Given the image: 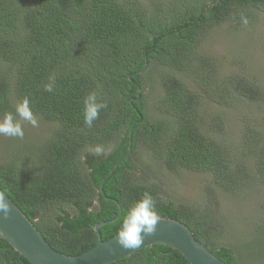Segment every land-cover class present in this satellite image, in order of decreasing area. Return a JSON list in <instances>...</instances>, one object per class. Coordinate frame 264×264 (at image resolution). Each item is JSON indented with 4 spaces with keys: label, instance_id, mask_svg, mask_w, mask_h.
I'll list each match as a JSON object with an SVG mask.
<instances>
[{
    "label": "trees",
    "instance_id": "16d2710c",
    "mask_svg": "<svg viewBox=\"0 0 264 264\" xmlns=\"http://www.w3.org/2000/svg\"><path fill=\"white\" fill-rule=\"evenodd\" d=\"M260 11L264 0H0V119L8 112L16 119L15 105L27 97L36 118L53 126L41 144L22 141L0 163V189L50 247L79 255L96 244L100 222H109L99 228L102 241L117 235L128 207L149 192L161 218L183 224L225 264H264V237L227 244L214 199V189L231 194L258 185L264 191V127L242 131L247 155L242 148V162L235 163L232 144L212 140L195 119L200 99L225 107L231 98L236 106L264 103L254 78L219 79L215 61L199 54L213 27L248 28ZM154 66L160 67L161 115L150 120L144 77ZM49 77L56 80L52 92L44 88ZM92 91L107 107L88 127L83 99ZM140 145L168 172L209 174L206 205L173 204L160 187L132 180ZM104 146L107 152L89 154ZM115 202L120 216L110 222L118 215ZM256 227L264 230V222ZM0 264L29 263L0 239ZM113 264L188 262L155 244Z\"/></svg>",
    "mask_w": 264,
    "mask_h": 264
},
{
    "label": "rangeland",
    "instance_id": "374dc122",
    "mask_svg": "<svg viewBox=\"0 0 264 264\" xmlns=\"http://www.w3.org/2000/svg\"><path fill=\"white\" fill-rule=\"evenodd\" d=\"M164 1L167 2V0ZM142 4L150 13L152 9L149 3L143 2ZM253 21L250 27L239 30L233 29L230 23H222L213 27L211 31L204 34L199 54H206L215 61L219 67L216 73L219 75V79L254 78L264 92V11L254 14ZM159 72L160 67L154 66L151 71L146 72L148 74L144 77V94L150 110V120L157 119L161 115L159 106L156 104L158 98L162 96ZM228 101L230 106L225 107L228 103L216 104L209 102V99H205L203 102L200 99L201 104L195 112V119L205 125L203 127L212 140H228L227 143L232 144L231 153L237 159L235 163H238L242 162L241 158H243L242 131L246 127H255L260 131L264 127V103L249 107L245 104L236 106L233 98ZM13 102L15 101L13 100ZM16 120L23 127L24 137L21 139L0 135V163L6 162L9 155L13 156L22 141L29 145L32 144L31 147L36 142L41 144L53 127L38 119L35 127L27 121L21 120L19 116ZM220 128L224 131L220 132ZM97 149L100 151L97 152ZM108 150V146L93 147L90 148L89 154L96 157ZM244 153L246 154V150ZM134 158L136 159V168L131 174V179H134L136 183L160 187L168 201L173 204H185L196 208L206 205V189L212 187L209 174L193 173L183 169L171 173L161 169L148 155L147 147L142 145L138 148ZM257 186L254 189L249 187L243 192L231 194L214 189L216 212L223 221L229 245L235 244L236 239L248 241L254 236L264 237V230L256 227L264 222V191L260 186L259 188ZM95 204L96 202H94ZM62 208L67 209V206Z\"/></svg>",
    "mask_w": 264,
    "mask_h": 264
},
{
    "label": "water",
    "instance_id": "95a60500",
    "mask_svg": "<svg viewBox=\"0 0 264 264\" xmlns=\"http://www.w3.org/2000/svg\"><path fill=\"white\" fill-rule=\"evenodd\" d=\"M139 92L138 90L137 100ZM102 186L103 183L100 185V192L103 194ZM0 194L5 196L10 205L8 218L5 219L0 215V239L5 241L14 252L29 264H113L137 250L155 244L164 245L177 251L189 264H225L200 242L196 241L183 224L161 217L156 224L155 232L152 235L144 236L143 242L137 248L121 247L116 242L117 235L102 241L99 228L109 222H100L94 226L97 242L93 247L76 256L64 255L48 245L33 223L1 189ZM115 203L118 208V215L110 222L115 221L120 216V206L117 202Z\"/></svg>",
    "mask_w": 264,
    "mask_h": 264
},
{
    "label": "clouds",
    "instance_id": "9594fccd",
    "mask_svg": "<svg viewBox=\"0 0 264 264\" xmlns=\"http://www.w3.org/2000/svg\"><path fill=\"white\" fill-rule=\"evenodd\" d=\"M241 23L248 25L247 16L241 14ZM56 84L55 77H49L45 84V91L52 92ZM83 118L86 126L91 127L97 120L102 109L107 107L98 97L95 91L89 92L83 99ZM15 114L21 120L27 121L33 127L37 125V118L30 108V101L27 97L21 99L15 105ZM0 135L7 137L23 138L24 130L11 112L6 113L0 119ZM100 149H97L99 152ZM10 212V205L3 194H0V215L7 219ZM160 216L156 211V200L149 192H144L140 199L132 203L124 216L118 230L116 242L123 248H137L143 242L144 236L152 235L155 232ZM143 233V236H142Z\"/></svg>",
    "mask_w": 264,
    "mask_h": 264
},
{
    "label": "bare ground",
    "instance_id": "6f19581e",
    "mask_svg": "<svg viewBox=\"0 0 264 264\" xmlns=\"http://www.w3.org/2000/svg\"><path fill=\"white\" fill-rule=\"evenodd\" d=\"M115 169V168H114ZM175 221V220H174ZM138 251V250H137ZM180 254V253H179ZM181 255V254H180ZM182 256V255H181ZM183 257V256H182ZM189 264V263H188Z\"/></svg>",
    "mask_w": 264,
    "mask_h": 264
}]
</instances>
